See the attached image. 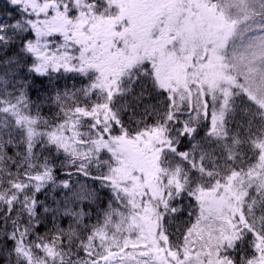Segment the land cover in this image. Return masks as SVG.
Segmentation results:
<instances>
[{
	"label": "snow or ice",
	"instance_id": "1",
	"mask_svg": "<svg viewBox=\"0 0 264 264\" xmlns=\"http://www.w3.org/2000/svg\"><path fill=\"white\" fill-rule=\"evenodd\" d=\"M0 264H264V0H4Z\"/></svg>",
	"mask_w": 264,
	"mask_h": 264
},
{
	"label": "trees",
	"instance_id": "2",
	"mask_svg": "<svg viewBox=\"0 0 264 264\" xmlns=\"http://www.w3.org/2000/svg\"><path fill=\"white\" fill-rule=\"evenodd\" d=\"M3 2H4V0H0V6H2V5H3Z\"/></svg>",
	"mask_w": 264,
	"mask_h": 264
}]
</instances>
